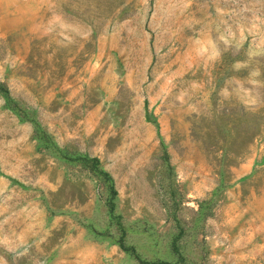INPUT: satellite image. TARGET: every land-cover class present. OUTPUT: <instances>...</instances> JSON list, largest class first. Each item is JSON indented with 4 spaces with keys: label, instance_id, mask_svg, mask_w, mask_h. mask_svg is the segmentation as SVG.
<instances>
[{
    "label": "rangeland",
    "instance_id": "374dc122",
    "mask_svg": "<svg viewBox=\"0 0 264 264\" xmlns=\"http://www.w3.org/2000/svg\"><path fill=\"white\" fill-rule=\"evenodd\" d=\"M0 84L32 120L38 91L59 92L51 110L106 102L109 155L89 164L101 203L85 224L118 264H264L246 246L264 229V0H0ZM36 175L0 198V264L51 259L62 234L30 217L35 195L52 213L92 189L79 171L58 193Z\"/></svg>",
    "mask_w": 264,
    "mask_h": 264
},
{
    "label": "crops",
    "instance_id": "0c3cea01",
    "mask_svg": "<svg viewBox=\"0 0 264 264\" xmlns=\"http://www.w3.org/2000/svg\"><path fill=\"white\" fill-rule=\"evenodd\" d=\"M34 17L37 21L38 17ZM79 91L70 99L78 98ZM58 93L54 92L46 100L42 92H37L36 100L31 103L38 114L33 120L24 116V110H29V107L22 106L21 114L15 115L0 100V198L8 197L7 191L12 182L25 180L33 165L37 167L35 187L53 193L60 192L67 182L73 180L75 171H79L83 174L79 181L85 187L91 185L92 188L82 201L72 199L52 213L47 205L42 207L41 202L36 201L41 196L35 195V201L32 202L37 207H33L29 215L35 217L36 212L37 219L44 218L42 228L48 233L47 237L54 232L62 234L51 249L52 257L47 264H118L120 258L124 257L121 249L87 229L85 223L88 211L101 203V197L97 179L90 169L77 162V157L87 155L104 164L109 155L112 134L104 135V130H101L107 104L101 100L86 106L85 99L72 100L64 107L51 110L50 106L59 96ZM24 94L22 91L16 96L24 98ZM40 125L51 134L56 148L54 152L43 145L41 137L36 133ZM44 208L47 212H44ZM246 246L251 247V252L264 251V229H252Z\"/></svg>",
    "mask_w": 264,
    "mask_h": 264
},
{
    "label": "trees",
    "instance_id": "16d2710c",
    "mask_svg": "<svg viewBox=\"0 0 264 264\" xmlns=\"http://www.w3.org/2000/svg\"><path fill=\"white\" fill-rule=\"evenodd\" d=\"M0 86H1V84H0ZM166 158H168V155L166 156ZM77 160L81 161L83 163V165L85 167L89 168V169L92 167V166L90 167V165H89L90 162L93 164V166H95L96 164L99 163V160L97 158H91V157H89L87 155H85V156H79V157H77ZM105 176L107 177L108 175L105 174ZM155 264H168V263L158 262V263H155Z\"/></svg>",
    "mask_w": 264,
    "mask_h": 264
}]
</instances>
